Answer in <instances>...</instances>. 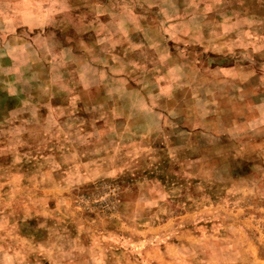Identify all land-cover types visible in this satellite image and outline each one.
Instances as JSON below:
<instances>
[{
    "label": "rangeland",
    "instance_id": "obj_1",
    "mask_svg": "<svg viewBox=\"0 0 264 264\" xmlns=\"http://www.w3.org/2000/svg\"><path fill=\"white\" fill-rule=\"evenodd\" d=\"M0 264H264V0H0Z\"/></svg>",
    "mask_w": 264,
    "mask_h": 264
}]
</instances>
